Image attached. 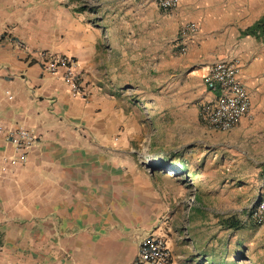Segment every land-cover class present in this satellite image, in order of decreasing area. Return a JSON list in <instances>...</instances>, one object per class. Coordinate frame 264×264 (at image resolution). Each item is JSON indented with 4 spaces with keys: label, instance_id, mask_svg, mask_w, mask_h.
<instances>
[{
    "label": "crops",
    "instance_id": "crops-1",
    "mask_svg": "<svg viewBox=\"0 0 264 264\" xmlns=\"http://www.w3.org/2000/svg\"><path fill=\"white\" fill-rule=\"evenodd\" d=\"M179 1L174 34L198 27L185 53L169 47L167 13L133 0L114 13H143L144 40L126 38V49L110 54L101 28L70 0H0V264H132L149 234L167 238L177 264H264V226L229 214L251 190L264 197V40L243 34L264 18V0ZM41 52L74 58L86 96L44 71ZM143 59L144 79L136 71ZM221 59L240 61L251 98V117L229 133L200 120L215 99L204 77ZM21 129L33 136L27 161L3 164L19 159L12 134ZM174 132L185 141L167 157L153 145ZM191 200L195 216L182 236L176 215L167 217L189 211ZM208 212L226 239L219 258L205 244L214 225ZM229 218L242 228L224 229Z\"/></svg>",
    "mask_w": 264,
    "mask_h": 264
},
{
    "label": "built area",
    "instance_id": "built-area-1",
    "mask_svg": "<svg viewBox=\"0 0 264 264\" xmlns=\"http://www.w3.org/2000/svg\"><path fill=\"white\" fill-rule=\"evenodd\" d=\"M179 0H157V6L164 12H173L179 8ZM198 32L195 24H186L182 28L178 40L179 53H185V39ZM4 41L0 36V44ZM21 48L25 45L19 43ZM44 71L54 75H62L66 84L70 86L75 97H85L86 91L79 77L77 61L66 55H54L48 52L39 54ZM240 61L220 60L215 63L204 77L207 89L215 95L212 102L204 104L200 110V120L208 129L216 132L229 133L233 131L242 120L251 117V98L247 89L239 81ZM15 147L19 150V159H3V164H16L26 162L28 154L26 149L31 146L33 136L26 129L18 130L12 134ZM147 166L150 163H145ZM194 200L189 202V211ZM247 221L258 227L264 226V197H257L249 206ZM132 264H177L173 260L172 251L166 237L150 234L139 244L137 254Z\"/></svg>",
    "mask_w": 264,
    "mask_h": 264
},
{
    "label": "rangeland",
    "instance_id": "rangeland-1",
    "mask_svg": "<svg viewBox=\"0 0 264 264\" xmlns=\"http://www.w3.org/2000/svg\"><path fill=\"white\" fill-rule=\"evenodd\" d=\"M131 1H133V0H70L68 5H71L75 10H78V11H88L89 18L91 19V23L93 24V26H99L101 28V30L103 31L104 35L106 36L104 38V41H105L107 53L112 54L110 52V50L112 48H114V46H120L122 52H123V48L126 49L124 44L129 42V41H125L126 38H130V41H132L131 39H133L134 41L140 40V39H141V41L144 40L145 36H144L143 32L146 28L145 26H147V22L145 21L146 18H145V15L143 13L133 12L127 16L123 14L122 17H117L118 16L117 13H114L115 9L121 10V9L128 8ZM183 1L185 2L186 6L192 5L194 2H197V3L211 2V1L217 2V0H183ZM220 1L222 2V4L224 2H226L225 0H220ZM153 2L155 3L156 8L159 9V7L157 6V0H153ZM102 9L103 10L108 9L109 11H105V13H102V12H100V10L102 11ZM173 12H166L168 17H167L166 22H165V24L167 23L166 27L168 28V30L170 32V34H169V37H170L169 47L171 50H173V45L178 44V40H179V37L181 35L182 28L185 26L184 25L179 30L177 35L174 34L173 23L170 24V21L173 20V18H172ZM160 20H161V17L158 16L157 13H155L152 16V21H154L155 23L160 21ZM157 43H158V41L155 40V43H154L155 55L160 52V50L158 49ZM158 44H160V42ZM221 60H225V59H221ZM111 62H112V58H111ZM141 63H142L141 66H139V68H136V71L140 70L141 74H142V78L144 79L145 74H146L145 73L146 68H148V70H149L150 64H149V62L147 64H145L144 59L142 60ZM156 65H157V61L155 59L154 64H153V66H154L153 76L154 77L158 76ZM148 77H149V72H148ZM142 90L143 91H141V90H139V91L144 92V87H142ZM155 92H156V90L154 91V93ZM157 96L159 97V95L156 94L155 97H157ZM139 100L140 99H138L137 101H139ZM171 135H175V137H172ZM176 135H177V132H174V134L170 133L169 136H167V134H166L165 138L158 139L159 141L154 143V145H153V146H155L154 148H156V146H158V145H160V146L163 145V147L160 149H163V151L166 153L165 155L167 157H171L172 155L175 154V153H173V150H175L177 148L176 146H178L181 142L185 141L183 138L178 139ZM143 166L147 172H152V171H150V169H151L150 167H148V166L145 167V165H143ZM155 167H157V169H159V170L161 168L167 169L166 166L160 165V163ZM172 168H173V170H176L175 166H173ZM161 172H163V171H161ZM180 177L185 178L184 179L185 183L191 184V181L188 177H186L184 175H182ZM181 178L176 179V181L179 180V182H182ZM193 183H197V179H194ZM207 190L210 191V188H207ZM249 190H251V189H249ZM256 191L257 190H251L250 191V197L244 198V203L241 204L240 206H236V209L232 212H229V214H235V217H240L241 219L246 217V215H248L249 206L256 199V195H255ZM192 194H193V192L187 191L188 197ZM222 212L225 213V211H222ZM222 212H220V213H222ZM215 213L216 212H208V215H207V218H209V219L212 218L214 225H213V228H211V230H209V231H212V233L208 234L207 238L205 237L206 238L205 244H207V247H206L207 250L211 251L213 255H215L217 258H219V257L224 256V254L220 255V252H222V249H221L222 247H220V245L226 239H224L225 235L222 233L221 229H219L217 226V223L215 221L217 219L215 217ZM173 215H176V217H175L176 219H174L175 224L172 226L174 229V232L178 231L182 236L183 235L185 236L186 231H187L186 225L191 220V218H193L195 216L194 212L192 210L191 211L186 210L183 212L172 213L167 217L168 221L171 220ZM168 226L170 227L171 224L169 223ZM210 235L214 236L217 240H214V242L211 243V240H209ZM205 238H203V239H205ZM186 243L190 247L191 253L192 252L194 253L195 250L198 251V249H195L193 247V245L190 243V241L187 240ZM229 250L233 253V247L232 246L229 247Z\"/></svg>",
    "mask_w": 264,
    "mask_h": 264
},
{
    "label": "trees",
    "instance_id": "trees-1",
    "mask_svg": "<svg viewBox=\"0 0 264 264\" xmlns=\"http://www.w3.org/2000/svg\"><path fill=\"white\" fill-rule=\"evenodd\" d=\"M244 35L254 36L258 39L264 40V18L255 23L253 26L248 28L244 33ZM181 171H185L184 166L177 167ZM222 225L224 229L230 230L233 229L235 231H238L242 228L241 223L233 218H229L222 221Z\"/></svg>",
    "mask_w": 264,
    "mask_h": 264
}]
</instances>
